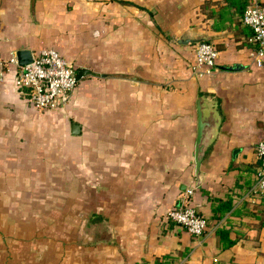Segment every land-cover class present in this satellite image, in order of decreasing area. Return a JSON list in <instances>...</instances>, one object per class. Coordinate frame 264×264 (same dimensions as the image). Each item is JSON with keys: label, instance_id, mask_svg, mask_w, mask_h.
Returning a JSON list of instances; mask_svg holds the SVG:
<instances>
[{"label": "crops", "instance_id": "obj_1", "mask_svg": "<svg viewBox=\"0 0 264 264\" xmlns=\"http://www.w3.org/2000/svg\"><path fill=\"white\" fill-rule=\"evenodd\" d=\"M253 1L0 0L1 59L55 48L88 70L59 110L34 108L12 72L0 85V264H264ZM202 41L219 52L205 76ZM199 101L217 123L200 182ZM188 189L199 237L166 216Z\"/></svg>", "mask_w": 264, "mask_h": 264}, {"label": "built area", "instance_id": "obj_2", "mask_svg": "<svg viewBox=\"0 0 264 264\" xmlns=\"http://www.w3.org/2000/svg\"><path fill=\"white\" fill-rule=\"evenodd\" d=\"M243 23L251 28V42L255 48L250 52L254 67L264 71V3L253 1L244 11ZM219 59V52L212 42L202 41L195 46L193 69L200 76L211 73ZM12 72L15 89L38 110H59L67 106L77 90L79 79L73 64L55 48L42 49L33 54V60L21 66L16 53L6 59L0 58V85ZM260 171L256 189L264 193V139L256 147ZM194 189L166 214L167 219L185 228L191 235L202 236L208 229V221L192 199Z\"/></svg>", "mask_w": 264, "mask_h": 264}, {"label": "water", "instance_id": "obj_3", "mask_svg": "<svg viewBox=\"0 0 264 264\" xmlns=\"http://www.w3.org/2000/svg\"><path fill=\"white\" fill-rule=\"evenodd\" d=\"M19 64L24 66L30 63L33 60V54L30 50H19L17 53ZM88 70L80 69L78 71V79L87 74ZM199 119H198V133H197V142H196V168H197V177L200 182L201 172L200 167L205 158L207 149L211 142L212 131L217 126L215 117L207 118L203 110V105L199 101L198 105ZM73 133L77 134L79 132V126L73 125Z\"/></svg>", "mask_w": 264, "mask_h": 264}, {"label": "trees", "instance_id": "obj_4", "mask_svg": "<svg viewBox=\"0 0 264 264\" xmlns=\"http://www.w3.org/2000/svg\"><path fill=\"white\" fill-rule=\"evenodd\" d=\"M156 264H163V263H161V262H158V263H156Z\"/></svg>", "mask_w": 264, "mask_h": 264}]
</instances>
